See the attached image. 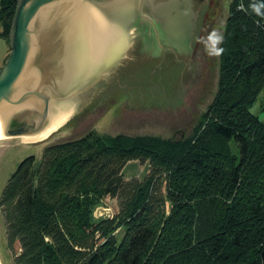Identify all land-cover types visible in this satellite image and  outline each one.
I'll use <instances>...</instances> for the list:
<instances>
[{
	"label": "trees",
	"instance_id": "1",
	"mask_svg": "<svg viewBox=\"0 0 264 264\" xmlns=\"http://www.w3.org/2000/svg\"><path fill=\"white\" fill-rule=\"evenodd\" d=\"M252 2L229 3L217 90L191 134L90 130L19 161L0 195L12 264H264V122L249 109L264 91V18ZM16 6L0 0L7 42ZM131 161L143 176L125 177ZM105 197L115 211L96 216Z\"/></svg>",
	"mask_w": 264,
	"mask_h": 264
},
{
	"label": "water",
	"instance_id": "2",
	"mask_svg": "<svg viewBox=\"0 0 264 264\" xmlns=\"http://www.w3.org/2000/svg\"><path fill=\"white\" fill-rule=\"evenodd\" d=\"M221 2L17 0L0 68V139L38 140L118 95L176 100ZM148 74L160 94L146 95Z\"/></svg>",
	"mask_w": 264,
	"mask_h": 264
},
{
	"label": "rangeland",
	"instance_id": "3",
	"mask_svg": "<svg viewBox=\"0 0 264 264\" xmlns=\"http://www.w3.org/2000/svg\"><path fill=\"white\" fill-rule=\"evenodd\" d=\"M221 1L214 21L202 38L213 29L223 31L231 0ZM1 29L0 24V31ZM6 58L7 56H4L0 68ZM218 65L219 57L209 56L204 45L199 42L195 52V72L191 83L180 91L176 100L169 101L165 98L145 96L142 105L137 100L118 95L110 98L105 104L88 109L77 121L64 124L38 140L32 136L0 139V195L10 174L24 157L33 155L36 160H39L45 146L78 138L90 130L100 134H147L163 138H178L191 134L201 114L216 93ZM249 109L264 122V91ZM145 168V163L131 161L125 167L124 175L126 178L141 177ZM102 204L104 208L115 211L114 199L105 197ZM12 258L13 251L6 242L0 209V262L1 264H12Z\"/></svg>",
	"mask_w": 264,
	"mask_h": 264
},
{
	"label": "clouds",
	"instance_id": "4",
	"mask_svg": "<svg viewBox=\"0 0 264 264\" xmlns=\"http://www.w3.org/2000/svg\"><path fill=\"white\" fill-rule=\"evenodd\" d=\"M243 7V5H241ZM251 11L258 17L264 18V0H255L248 5ZM200 43L204 45L205 51L209 56L219 57L225 49L221 46L224 43L223 31L213 29L204 38H200Z\"/></svg>",
	"mask_w": 264,
	"mask_h": 264
},
{
	"label": "crops",
	"instance_id": "5",
	"mask_svg": "<svg viewBox=\"0 0 264 264\" xmlns=\"http://www.w3.org/2000/svg\"><path fill=\"white\" fill-rule=\"evenodd\" d=\"M5 38L2 37L0 35V65L2 64L3 62V58L4 56H8L7 54L9 53L10 51V48H9V44L6 40H4Z\"/></svg>",
	"mask_w": 264,
	"mask_h": 264
},
{
	"label": "flooded vegetation",
	"instance_id": "6",
	"mask_svg": "<svg viewBox=\"0 0 264 264\" xmlns=\"http://www.w3.org/2000/svg\"><path fill=\"white\" fill-rule=\"evenodd\" d=\"M142 40H143V42H144V36L142 37ZM145 45V44H144ZM149 51V50H148ZM160 51V50H159ZM149 54H154L152 51H149ZM154 56V55H153ZM155 77V76H154ZM157 78V77H156ZM132 93V92H131Z\"/></svg>",
	"mask_w": 264,
	"mask_h": 264
},
{
	"label": "bare ground",
	"instance_id": "7",
	"mask_svg": "<svg viewBox=\"0 0 264 264\" xmlns=\"http://www.w3.org/2000/svg\"><path fill=\"white\" fill-rule=\"evenodd\" d=\"M20 137H30L29 135H23V136H20ZM0 264H1V262H0Z\"/></svg>",
	"mask_w": 264,
	"mask_h": 264
}]
</instances>
